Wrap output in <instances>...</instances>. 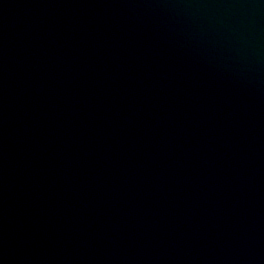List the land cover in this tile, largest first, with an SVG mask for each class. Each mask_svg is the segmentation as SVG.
Returning a JSON list of instances; mask_svg holds the SVG:
<instances>
[{
	"label": "water",
	"instance_id": "water-1",
	"mask_svg": "<svg viewBox=\"0 0 264 264\" xmlns=\"http://www.w3.org/2000/svg\"><path fill=\"white\" fill-rule=\"evenodd\" d=\"M240 55L264 123V0H213Z\"/></svg>",
	"mask_w": 264,
	"mask_h": 264
}]
</instances>
